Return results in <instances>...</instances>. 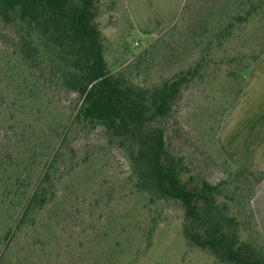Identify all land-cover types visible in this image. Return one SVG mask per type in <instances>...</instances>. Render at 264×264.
Wrapping results in <instances>:
<instances>
[{
  "label": "rangeland",
  "instance_id": "374dc122",
  "mask_svg": "<svg viewBox=\"0 0 264 264\" xmlns=\"http://www.w3.org/2000/svg\"><path fill=\"white\" fill-rule=\"evenodd\" d=\"M249 2L97 0V26L110 71L135 85L159 86L203 63L162 121L168 149L181 159L184 181L221 185L222 211L239 219L243 240L264 258V238L249 210L253 177L244 160L226 161L216 141L225 113L264 54V9L248 22L234 20ZM25 35L0 19V194L22 175L32 183L30 195L64 132L66 139L47 184L50 201L26 217L4 264H232L188 241L183 205L142 185L131 161L134 147L102 126L76 122L80 99L43 59L41 42L35 44L41 57L30 55ZM10 155L21 169H5ZM25 197L13 216H0V235L14 227Z\"/></svg>",
  "mask_w": 264,
  "mask_h": 264
},
{
  "label": "trees",
  "instance_id": "16d2710c",
  "mask_svg": "<svg viewBox=\"0 0 264 264\" xmlns=\"http://www.w3.org/2000/svg\"><path fill=\"white\" fill-rule=\"evenodd\" d=\"M97 4V0H0V19L16 23L26 33L32 43L29 47L31 56H40L39 45H44L43 59H50L54 75L60 78L66 90L80 99L74 117L77 123L102 126L112 138L134 147L131 161L140 182L143 186L153 187L161 198L183 205L184 234L192 245L211 251L223 262L264 264L258 247L243 240L239 219L222 211L218 200L221 185H212L205 180L198 182L192 177L184 181L182 161L173 157L168 149L167 131L162 121L172 114L182 89L201 75L203 63L177 73L159 86L142 87L128 82L112 73L105 59L102 34L97 26ZM263 9L264 0H250L245 14L237 15L234 20L248 22ZM233 26L234 23L229 25ZM36 40L41 42L37 46ZM62 137L61 146L53 149L38 185L30 195L25 197L32 183L29 177L22 175L8 181L6 191L0 194V216L4 217L13 216L25 197L24 210L14 227L5 228L0 235V251L4 246L0 264H4L5 251L29 213L50 201L47 184L52 178L55 162L60 158L65 132ZM220 153L230 162L221 150ZM9 159L5 169H21L20 163H13L11 155ZM244 161L255 184L249 203L251 221L264 238L252 207L262 177L252 170L247 158Z\"/></svg>",
  "mask_w": 264,
  "mask_h": 264
},
{
  "label": "crops",
  "instance_id": "0c3cea01",
  "mask_svg": "<svg viewBox=\"0 0 264 264\" xmlns=\"http://www.w3.org/2000/svg\"><path fill=\"white\" fill-rule=\"evenodd\" d=\"M216 141L230 162L247 158L262 177L252 207L264 235V55L250 69L240 96L225 113Z\"/></svg>",
  "mask_w": 264,
  "mask_h": 264
}]
</instances>
